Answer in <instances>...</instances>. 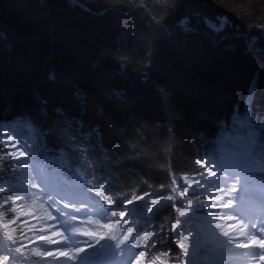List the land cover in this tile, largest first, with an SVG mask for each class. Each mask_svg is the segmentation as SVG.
Segmentation results:
<instances>
[{"label": "trees", "instance_id": "1", "mask_svg": "<svg viewBox=\"0 0 264 264\" xmlns=\"http://www.w3.org/2000/svg\"><path fill=\"white\" fill-rule=\"evenodd\" d=\"M189 12L201 16L192 17L198 34L187 37L185 51L179 47L176 23ZM154 17L175 35L168 36ZM220 17H227L229 23L213 31ZM261 24L264 0H130L128 4L77 0L75 6L68 0H0V129L8 125L18 136L32 135L30 154L37 162L47 161L45 171L55 168L66 176V186L98 169L97 179L105 178L112 185L109 194L117 195L121 189L141 194L151 190L149 184L159 188L172 176L203 171L195 164L198 150L216 149L225 143V135L247 151L239 121L233 127L237 114L247 113L257 129L256 147H264L259 131L264 125ZM121 61L127 63L125 70ZM50 72L55 73V81L48 79ZM145 72L147 82L142 80ZM113 89L123 90L127 107H118L115 99L106 97ZM77 91L81 99L74 95ZM100 109L103 115H98ZM96 125L103 151L91 131ZM218 125L224 134L214 137ZM85 148L95 154L81 155ZM9 162L3 149L2 183L10 178L12 170H5ZM134 203L128 219L116 223L118 216L109 217L103 224H131L143 236L161 222L167 229L178 215L173 209L153 218L143 201ZM218 222L228 230V223ZM182 231L210 248L229 246L223 244L220 230L209 228L199 213ZM179 251L174 247V252ZM144 259L147 264L148 258Z\"/></svg>", "mask_w": 264, "mask_h": 264}, {"label": "snow or ice", "instance_id": "2", "mask_svg": "<svg viewBox=\"0 0 264 264\" xmlns=\"http://www.w3.org/2000/svg\"><path fill=\"white\" fill-rule=\"evenodd\" d=\"M68 2L75 6L77 0H68ZM123 2L128 4L130 0H123ZM107 10L105 9V11ZM103 14V12L99 13V15ZM200 16L199 12H189L176 23V28L181 34L179 47L185 51H187V37L198 34L197 29L192 26V17L199 19ZM153 19L168 36L175 35L160 20H156L155 17ZM228 23L227 17H220L217 21V28L213 31L222 30ZM260 26L264 27V24ZM239 35L237 31V38ZM232 47V45H228L229 49ZM147 56L150 63L151 49L147 52ZM120 66L121 70H125L127 63L121 61ZM48 79L55 81V73L50 72ZM148 79L149 73H143V82H147ZM74 95L77 99H81L79 91L75 92ZM106 97L109 100L115 99L118 107H127L129 104L128 97L123 90H109ZM162 101L167 104V95L162 96ZM41 102L47 103L46 100ZM83 102H87L86 98L83 99ZM60 111L62 110L57 109V112ZM103 114V109H100L98 115ZM246 117L247 113L244 117L237 114L236 119L232 122L235 128L237 121H239L240 132L245 135L247 151L243 157L232 162H226L217 155L214 146H210L211 150L209 151L199 152L198 150V158L195 160V164L199 165L203 171H197L191 176L187 174L180 177L172 176L170 183H162L159 188H153L149 184L148 187L151 190H144L141 194L125 192L122 189L118 195L116 192L109 194L112 185L110 182L106 183L105 178L97 179L98 169L85 172L78 177V184L73 183L66 187L52 186L41 175H29V182L26 185L16 186L5 181L4 186L0 187V216L7 217L3 224L6 231L0 235V264H48L49 260L55 261L56 264H84L87 250L95 248V245H99L105 239L114 240L115 246L121 249V253L127 254V264H133L134 261L135 264H145V257L148 258L147 264H187L186 258L189 255L188 248L192 233L189 232L188 236H185L182 228L197 213H199L200 218L207 222L209 228L220 230L219 235L224 238L223 244L225 246L234 245L236 249H259V252L253 251L250 258L255 260L258 257L260 262H264V219L245 222L238 218L232 197V194L237 191L234 182L239 181L241 172L245 173L243 178L247 180L249 175L255 171V163L258 160L264 161V147H256L257 129ZM78 123L80 127H83L82 120ZM91 131L97 136V147L103 151L102 145L99 144V141H102L99 125H96ZM168 131L169 134L173 132L171 128ZM259 131L260 143L264 145V125H261ZM223 134V129L218 125V132L214 134V137ZM6 139L10 138L0 137V141ZM8 147H16V145L0 143V151ZM20 147L27 152L31 151L27 144H22ZM26 151H21L20 157H24ZM84 153L93 155L95 150L85 148L80 154L83 155ZM7 155L16 161L15 165L11 162L5 165V170L11 169L14 176L19 169L28 168L27 160L17 158L15 152L7 153ZM74 155H76L75 152ZM260 171L264 172V167H261ZM89 177L91 179H88ZM86 180L87 183H85ZM205 193L210 194L207 200L201 199ZM37 199L42 204L47 203L50 210L48 220L51 223L43 221L41 217H36L42 221V224L38 229L30 226L28 232L33 235L29 236L22 228H13L12 225H15L19 219L15 215L16 208L23 205L26 200L35 201ZM137 201L144 202L146 212L153 218H158L162 212H171L173 209L178 215L172 217L174 222L167 229L165 223L161 222L158 227L152 229L151 234L144 231L143 236L140 235L141 229L134 230L131 224L123 228L118 236L84 230L85 224L91 225L93 223L92 214L103 218L105 221H108L109 217L117 216L119 220L116 223L125 221L129 215V206L135 208L137 205L134 202ZM66 209L71 210L66 212ZM80 213H84V215L78 216ZM25 215L34 216V213L29 212ZM218 221H236V223L228 224V230H224V225ZM46 223L47 227L44 226ZM77 223L80 226H77ZM95 223L99 224L100 221L97 220ZM57 227L63 230L54 231L53 229ZM101 227L105 228L107 232H111L114 225L106 222ZM233 228H239L240 235L233 236L231 231ZM13 233L16 234L13 235ZM57 236L61 239L54 238ZM76 236L91 237L95 240V245L91 242L85 245L84 241L74 239ZM21 237L28 239L30 244L36 243L37 247L32 248L30 245H25ZM186 241L189 244L186 245ZM39 242L46 245H58L59 247L54 250L52 248L41 250ZM174 247L180 251L174 252ZM181 257L185 259H181Z\"/></svg>", "mask_w": 264, "mask_h": 264}, {"label": "rangeland", "instance_id": "3", "mask_svg": "<svg viewBox=\"0 0 264 264\" xmlns=\"http://www.w3.org/2000/svg\"><path fill=\"white\" fill-rule=\"evenodd\" d=\"M0 134H1V137H6V138H10L6 133L5 131H0ZM1 143H8L10 145H14L13 142H12V139H6V140H2ZM5 152H6V156L9 157L10 160H12L13 163L16 164V161L13 159V157H11L10 155H7V153H10V152H15L16 153V157L17 158H20L21 157L19 156L20 153L19 151L15 148V147H8V148H5ZM11 176H12V180L9 182L13 185H16V186H20L21 184H24L25 181H27V175L26 173L24 172V169L21 168L19 169L17 172H16V175L14 176L12 173H11ZM242 196V192L237 190L235 193L232 194V197L234 198V203L236 204V206L239 204V199H241L240 197ZM62 206V205H61ZM238 207V206H237ZM71 209H66L65 211L68 212L70 211ZM49 209L47 207V203H44L43 205V210H42V213L39 215V217L43 218V221L47 222V223H51V221L48 220V215H49ZM239 211V209H238ZM25 213H27L26 211H24L23 209V206L21 205L20 207L16 208V212H15V215L19 217V219L22 220V224L24 225V227L26 228V230L28 231V228H29V225L31 222L35 221L33 219L32 220H29V221H26V218L27 217H30V216H26ZM84 213H80L78 214V216H83ZM238 215V214H237ZM239 218V216H238ZM32 219V218H31ZM38 220V223L41 225L42 224V221L40 219H37ZM236 222V221H235ZM47 223L44 224L45 227H47ZM78 226V225H77ZM85 226V225H84ZM38 228H39V225H38ZM37 228V229H38ZM54 231L56 230H63L59 227H57L56 229H53ZM50 234V233H49ZM55 239H61V237L57 236V237H54ZM85 237L84 236H76L74 237V239L76 240H82L84 239ZM34 239V237H33ZM86 242V244L88 243L87 241H84ZM41 243V242H39ZM43 243V242H42ZM35 245H37L36 243H34ZM85 244V245H86ZM52 247V246H51ZM59 247L58 245H54V247L52 248L53 250L55 248ZM101 251V249L95 245V248H89L87 250V255L85 257V261H84V264H87L88 261H96L98 258H99V252ZM255 251V252H258V249H253V250H250V249H239V252L237 253V257L239 258L240 255L243 254V252H245L247 254V257L249 258V264H264V262H260L259 261V258L257 257L255 260L251 259L250 258V254ZM95 252H98L97 254H95ZM237 252V251H236ZM241 253V254H240ZM239 255V256H238ZM101 262L99 260H97V264H100ZM48 264H56L55 261H52V260H49L48 261Z\"/></svg>", "mask_w": 264, "mask_h": 264}]
</instances>
